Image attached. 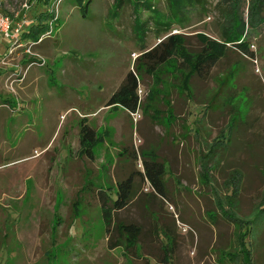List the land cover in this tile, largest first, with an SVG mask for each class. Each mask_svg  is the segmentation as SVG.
Returning <instances> with one entry per match:
<instances>
[{
    "label": "rangeland",
    "instance_id": "rangeland-1",
    "mask_svg": "<svg viewBox=\"0 0 264 264\" xmlns=\"http://www.w3.org/2000/svg\"><path fill=\"white\" fill-rule=\"evenodd\" d=\"M257 1L206 0L174 17L169 0H0V264H264ZM241 20L242 45L225 44ZM39 21L49 31L25 39ZM173 33L183 50L139 71L137 111L107 105L141 48L161 53ZM212 41L218 61L195 70ZM82 121L96 131L91 154ZM145 158L164 163L165 195ZM130 175L109 231L99 190L116 199ZM119 221L139 227L129 246Z\"/></svg>",
    "mask_w": 264,
    "mask_h": 264
},
{
    "label": "trees",
    "instance_id": "trees-1",
    "mask_svg": "<svg viewBox=\"0 0 264 264\" xmlns=\"http://www.w3.org/2000/svg\"><path fill=\"white\" fill-rule=\"evenodd\" d=\"M121 1L123 0H118V4H120ZM205 1L206 0H169V3L173 11V16L178 17L181 14L185 13L188 8H191V6H198V4H203ZM47 14L48 12L39 15L42 21L45 20ZM253 14H256L257 16L263 18L262 14L264 15V0H258L257 3L253 6L252 15ZM50 16L51 14H48V17ZM52 17H54L53 14ZM157 17L159 18L160 16L158 15ZM157 23L159 25H170L167 24V22L161 20H158ZM135 26L138 38L142 39V36L140 35V22H136ZM47 31H49L48 23L39 21L37 24H30L29 29L24 32L23 37L25 39H33L34 41H38L41 38V35ZM244 31L245 23L243 20H241L237 32H230L228 28V31H226L224 34L225 44L232 43L235 46L240 47L243 43L241 42V36H243ZM180 36L181 35L179 33H173L167 36L164 40H162L160 44H158V46L162 48L161 53H158L157 48H155L153 51H146L145 46H143L141 48L142 53L138 56L137 60L135 61L136 70H130L127 73L120 86L109 98L107 105L121 104L129 111H137L140 100L138 96L140 80L139 71H141L142 68H145L146 71H148L149 73L154 72L158 65L163 64L174 55H178L180 51L183 50ZM210 46L211 50H207L205 55L204 53L200 54L196 59L194 63L195 70L200 71L201 67L205 65L212 66L218 61L222 46H220L219 43H215L213 41L210 43ZM184 56L187 58L189 57L186 53H184ZM80 133L82 145L87 150V152L91 154V146L97 140L95 129L92 128L87 122L82 121ZM163 164V162L152 158H150L149 160L145 158L144 160V167L148 180L157 192L162 195H165V168ZM131 195V175L126 179L118 182L116 199H112L104 189L99 190V197L103 206L104 219L107 225V229L109 231L111 229V225L114 222L115 212L125 208L130 203ZM115 226L121 232L123 230L124 233H127L129 235L128 246L132 241L135 240V236L139 232V227L134 223H125L123 221H119L115 223ZM121 244V242H118L116 240L112 241L111 239L110 241V245L113 248L120 246Z\"/></svg>",
    "mask_w": 264,
    "mask_h": 264
}]
</instances>
